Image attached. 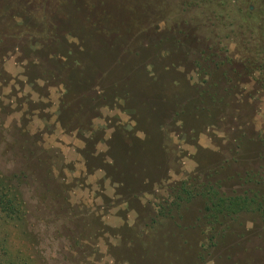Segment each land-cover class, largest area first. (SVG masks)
I'll use <instances>...</instances> for the list:
<instances>
[{"label":"rangeland","instance_id":"374dc122","mask_svg":"<svg viewBox=\"0 0 264 264\" xmlns=\"http://www.w3.org/2000/svg\"><path fill=\"white\" fill-rule=\"evenodd\" d=\"M0 181L19 263L264 264V0H0Z\"/></svg>","mask_w":264,"mask_h":264},{"label":"trees","instance_id":"16d2710c","mask_svg":"<svg viewBox=\"0 0 264 264\" xmlns=\"http://www.w3.org/2000/svg\"><path fill=\"white\" fill-rule=\"evenodd\" d=\"M10 185L7 182L0 181V220L2 218H20L22 214L21 202L15 192L10 191ZM209 203L206 206L208 216L212 220H217L220 215L237 214L241 211L254 209L259 205V209L264 214V205L257 203L253 196L234 195L220 196L215 191L210 192ZM250 193V192H249ZM193 188L183 182L178 189L175 190L173 203L179 205L184 197H191ZM164 209V207L162 208ZM264 217V216H263ZM0 264H25L19 263L12 257L4 239L0 236Z\"/></svg>","mask_w":264,"mask_h":264}]
</instances>
